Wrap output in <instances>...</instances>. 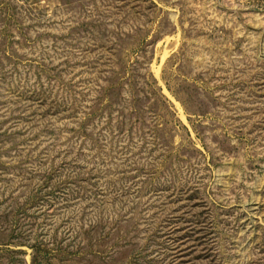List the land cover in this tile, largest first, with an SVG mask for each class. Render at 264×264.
I'll use <instances>...</instances> for the list:
<instances>
[{
  "label": "rangeland",
  "instance_id": "1",
  "mask_svg": "<svg viewBox=\"0 0 264 264\" xmlns=\"http://www.w3.org/2000/svg\"><path fill=\"white\" fill-rule=\"evenodd\" d=\"M0 264H264V0H0Z\"/></svg>",
  "mask_w": 264,
  "mask_h": 264
}]
</instances>
